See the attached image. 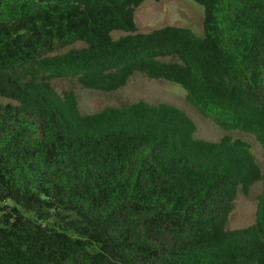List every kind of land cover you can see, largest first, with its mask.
<instances>
[{
    "label": "trees",
    "instance_id": "1",
    "mask_svg": "<svg viewBox=\"0 0 264 264\" xmlns=\"http://www.w3.org/2000/svg\"><path fill=\"white\" fill-rule=\"evenodd\" d=\"M144 1L0 0V96L17 103L0 105V264H264V160L246 142L197 139L169 104L83 114L52 88L169 82L264 149V0H190L202 38L138 33ZM259 182L255 223L227 230L236 197Z\"/></svg>",
    "mask_w": 264,
    "mask_h": 264
},
{
    "label": "rangeland",
    "instance_id": "2",
    "mask_svg": "<svg viewBox=\"0 0 264 264\" xmlns=\"http://www.w3.org/2000/svg\"><path fill=\"white\" fill-rule=\"evenodd\" d=\"M134 20L138 33L175 26L186 28L199 38L203 37V8L190 0H146L136 9ZM124 35L126 34L123 32H114L112 38L116 40ZM51 85L59 96L64 92H72L83 114L96 113L108 107H123L139 101L172 105L184 111L194 121L197 128L195 138L208 142H216L223 136L240 139L249 145L258 165L263 166L264 149L252 135L217 127L188 103L186 92L178 85L152 80L141 74L132 76L125 86L111 93L84 89L72 78L54 80ZM8 104L17 105L0 96V105ZM262 193L263 185L259 182L251 187L248 195L238 194L228 217L227 230L243 229L255 223L258 198Z\"/></svg>",
    "mask_w": 264,
    "mask_h": 264
}]
</instances>
